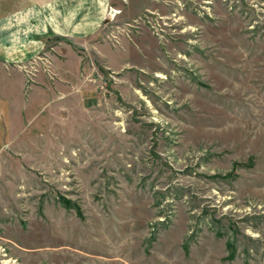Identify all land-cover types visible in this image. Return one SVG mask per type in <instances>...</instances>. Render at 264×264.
<instances>
[{"label": "rangeland", "instance_id": "rangeland-1", "mask_svg": "<svg viewBox=\"0 0 264 264\" xmlns=\"http://www.w3.org/2000/svg\"><path fill=\"white\" fill-rule=\"evenodd\" d=\"M112 5L53 89L0 90V264H264V0Z\"/></svg>", "mask_w": 264, "mask_h": 264}, {"label": "crops", "instance_id": "crops-1", "mask_svg": "<svg viewBox=\"0 0 264 264\" xmlns=\"http://www.w3.org/2000/svg\"><path fill=\"white\" fill-rule=\"evenodd\" d=\"M113 1L0 0V79L5 80L0 90L53 89L56 83L45 68L60 76L69 74L66 64L71 55L80 66L82 57L74 47L100 33L109 9H116ZM66 50L68 54H63ZM97 50L102 56L101 47ZM28 73L36 75L28 80ZM59 85L65 86L62 80ZM18 106L14 97L0 93V151L13 137L11 116Z\"/></svg>", "mask_w": 264, "mask_h": 264}]
</instances>
